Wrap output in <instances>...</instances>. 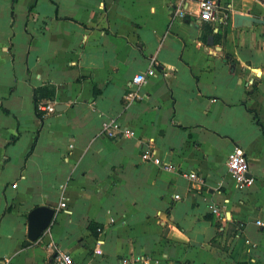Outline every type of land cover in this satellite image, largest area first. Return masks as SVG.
<instances>
[{
	"label": "crops",
	"instance_id": "1",
	"mask_svg": "<svg viewBox=\"0 0 264 264\" xmlns=\"http://www.w3.org/2000/svg\"><path fill=\"white\" fill-rule=\"evenodd\" d=\"M179 3L0 0V264H264V24L233 19L264 21V0H224L226 25L175 18ZM45 87L56 110L40 118ZM111 120L134 137H102ZM148 147L177 169L143 162ZM235 148L246 191L227 167ZM38 207L56 216L32 242Z\"/></svg>",
	"mask_w": 264,
	"mask_h": 264
},
{
	"label": "built area",
	"instance_id": "2",
	"mask_svg": "<svg viewBox=\"0 0 264 264\" xmlns=\"http://www.w3.org/2000/svg\"><path fill=\"white\" fill-rule=\"evenodd\" d=\"M224 0H180L179 5L175 10V18L180 20H185L188 15H194L200 18L201 21L212 24V25H226L231 19V14L224 12L223 6ZM153 66L146 73L138 74L133 79V84L136 87L126 95V101L129 104L136 103L142 100V96L139 90L144 86L149 79L153 78L157 74V63L156 59L152 60ZM39 110L43 113H54L55 107L51 103H43L39 105ZM102 137L108 139H115L122 136L124 139H130L134 137V132L124 127L117 120L107 121L103 124ZM143 162H150L154 164L159 169L172 172L177 169V167L171 163L164 162L155 151L148 147L144 150L141 155ZM227 167L232 179L238 190L246 191L255 185V179L250 175V165L249 160L243 150L240 148H235L232 153L228 156ZM188 178L193 182L198 184H204L203 179H201L196 173H191ZM179 198V197H177ZM67 204L65 202L61 203L60 208H66ZM213 213L220 216V211L217 208H213ZM258 226L264 227V223L261 221L257 222ZM98 233H103L102 229H98ZM102 251H96V255H102ZM141 259L136 260L124 257L120 260V264H136L140 262ZM8 262L6 261V264ZM53 264H74L73 259L70 255L59 252L53 260Z\"/></svg>",
	"mask_w": 264,
	"mask_h": 264
},
{
	"label": "water",
	"instance_id": "3",
	"mask_svg": "<svg viewBox=\"0 0 264 264\" xmlns=\"http://www.w3.org/2000/svg\"><path fill=\"white\" fill-rule=\"evenodd\" d=\"M233 19L236 27H242L244 23L264 24L263 20L242 14H235ZM55 216L56 211L50 207H38L34 209L28 216L29 240L36 242L41 239V237L50 229Z\"/></svg>",
	"mask_w": 264,
	"mask_h": 264
},
{
	"label": "trees",
	"instance_id": "4",
	"mask_svg": "<svg viewBox=\"0 0 264 264\" xmlns=\"http://www.w3.org/2000/svg\"><path fill=\"white\" fill-rule=\"evenodd\" d=\"M55 98V89L54 88H40L35 91V105L37 115L42 118L43 112L39 110V105L42 104L43 101H52ZM218 242L216 240L213 241V245H217ZM224 250H229L226 246L222 247ZM239 264H246V263H239Z\"/></svg>",
	"mask_w": 264,
	"mask_h": 264
}]
</instances>
